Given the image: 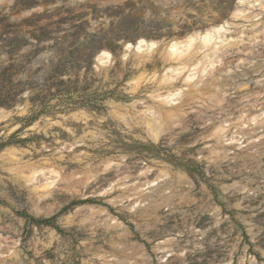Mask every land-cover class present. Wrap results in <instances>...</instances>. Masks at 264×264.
<instances>
[{
    "label": "rangeland",
    "instance_id": "obj_1",
    "mask_svg": "<svg viewBox=\"0 0 264 264\" xmlns=\"http://www.w3.org/2000/svg\"><path fill=\"white\" fill-rule=\"evenodd\" d=\"M236 2L0 0V108L11 111L0 120V153L13 147L19 150L16 156L22 165L45 161L64 175L91 168L107 157L122 159L129 174L163 164L186 173L193 182L178 187L172 203L138 219L139 213L132 214L123 203H112L120 193L118 186L112 194L103 193L115 172H102L79 192L57 188L40 203L51 213L37 214L28 186L14 180L10 161L0 157V241L9 247L7 255L0 256V264H101L103 259L96 253L109 254L111 237L118 231L101 225L91 228L79 221L81 215L71 222L64 219L77 208L93 204L125 225L128 235L121 243L127 245V252L142 245L144 260L132 258L124 264L264 262V145L255 151L252 165L230 157L214 166L198 153L205 145L197 141L204 131L198 113L189 115L187 130L158 142L140 138L138 131L126 132L124 124L109 113L111 104H127L146 93L143 87L131 92L129 81L136 68L131 58L122 56L126 42L140 37L166 42L222 24L229 20ZM243 23L246 45L251 26L249 21ZM234 29L229 34L235 37ZM102 48L115 56L104 69L95 67ZM254 49L264 56L263 44ZM234 54H225L231 71L249 73L248 78H238L242 87L232 90V105L246 90L260 88L256 78L264 79L251 71L264 63L262 56L237 67ZM155 58L157 68L161 67V59ZM154 68L148 65L149 71ZM260 70L264 72V64ZM18 105L23 110L18 111ZM79 111L89 115L86 123L72 116ZM81 136L83 141L65 148ZM234 182L245 188L224 189ZM209 205L217 206L219 213L213 214ZM166 237L172 238L173 249L164 255L154 245Z\"/></svg>",
    "mask_w": 264,
    "mask_h": 264
},
{
    "label": "bare ground",
    "instance_id": "obj_2",
    "mask_svg": "<svg viewBox=\"0 0 264 264\" xmlns=\"http://www.w3.org/2000/svg\"><path fill=\"white\" fill-rule=\"evenodd\" d=\"M262 15H264V0H237L229 20H225L222 24H211L204 29H195L180 38L174 37L166 42L143 37L136 39L134 43L126 42L122 56L127 60L131 58L136 68V74L129 81L131 92L138 93L143 87L146 93L135 97L127 104H111L109 113L124 124L126 132L138 131L136 135L140 138L151 139L154 142L160 141L164 136L173 138L176 133L187 130L189 115L193 112L198 113L204 131L197 141L205 144L198 153L202 154L206 161L218 166L231 157L242 160L244 164L253 163L256 159L255 151L264 145V137L261 136V132L264 131V95L262 94L264 79L258 77L264 76V72L260 70L264 63L251 70L256 73L258 78L255 84L260 88L254 91L246 90L232 105L230 102L232 90L238 92L242 87V83L237 82L238 78L241 75L248 78L249 72L233 73L230 69L231 62L227 60L225 54L235 52L237 67L245 61L251 62L256 57L264 58L254 49L258 43L264 45ZM243 21H249L251 26L249 29L251 34L248 35L249 40L246 45L241 35L247 28L244 27ZM233 26L234 32L237 31L235 37L229 34ZM156 55L161 59L162 64L158 68ZM114 59L115 56L109 49L102 48L96 55L95 67L107 68ZM153 64L155 68L149 71L148 65ZM17 109L21 111L23 107L18 105ZM10 113V110L0 108V120L10 116ZM72 116L84 120V123L89 117L84 111L73 112ZM88 132L92 137H97L96 132L90 130ZM257 136L258 139L255 140ZM83 137L66 144L65 148L83 141ZM245 141L247 143L242 145ZM17 150L7 147L0 153V157L10 161L9 169L13 170L14 180L28 186L37 214L51 213V209L43 210L40 203L52 196L57 188L79 192L83 186L96 180L102 172L112 170L115 175L108 182V186L104 187L103 193L112 194L114 193L112 189L118 186L120 193L116 198L111 199L112 203H123V207L129 209L132 214L137 216L139 213L138 219L156 212L161 206L172 203L171 200L178 187L186 184L189 187L193 183L186 173L173 171L163 164L155 169L147 165L138 172L129 174L125 172L127 168L122 163V159L115 161L110 157L91 168L77 169L69 175H64L61 169L45 161L22 165L18 160L19 156H16ZM235 183L223 187L224 189L233 187L236 190L245 188L244 184L235 185ZM125 203L127 204L124 205ZM208 208L213 210L215 215L220 210L213 205H209ZM80 215L83 217L79 218V221L90 224L91 228L101 225L118 231L111 237V252L96 253L103 259L102 263L124 264L132 258L135 262L138 261L137 259L141 262L144 260L146 254L142 245L139 244L138 248L131 252L126 251L127 245L121 242L127 238L128 230L107 209L96 207L94 204L83 205L75 212L65 215L64 219L71 222ZM138 226L141 229L142 224L139 222ZM172 245V238L166 237L158 241L154 247L157 251L163 250L165 255L167 251L173 249ZM5 251H9V247L2 245L0 241L1 257L7 255H4ZM250 264H264V262L259 263L251 259Z\"/></svg>",
    "mask_w": 264,
    "mask_h": 264
}]
</instances>
